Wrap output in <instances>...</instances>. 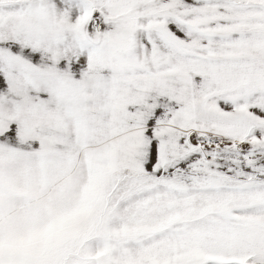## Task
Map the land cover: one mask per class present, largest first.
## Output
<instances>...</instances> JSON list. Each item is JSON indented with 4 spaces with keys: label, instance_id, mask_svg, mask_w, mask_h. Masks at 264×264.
<instances>
[{
    "label": "snow or ice",
    "instance_id": "1",
    "mask_svg": "<svg viewBox=\"0 0 264 264\" xmlns=\"http://www.w3.org/2000/svg\"><path fill=\"white\" fill-rule=\"evenodd\" d=\"M0 264H264V0H0Z\"/></svg>",
    "mask_w": 264,
    "mask_h": 264
}]
</instances>
